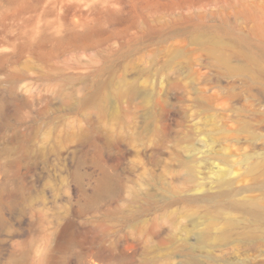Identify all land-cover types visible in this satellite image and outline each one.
<instances>
[{
    "label": "rangeland",
    "instance_id": "374dc122",
    "mask_svg": "<svg viewBox=\"0 0 264 264\" xmlns=\"http://www.w3.org/2000/svg\"><path fill=\"white\" fill-rule=\"evenodd\" d=\"M0 264H264V0H0Z\"/></svg>",
    "mask_w": 264,
    "mask_h": 264
}]
</instances>
